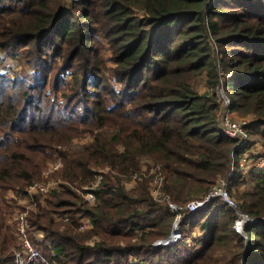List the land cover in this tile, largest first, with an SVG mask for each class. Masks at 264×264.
Instances as JSON below:
<instances>
[{
  "label": "trees",
  "instance_id": "1",
  "mask_svg": "<svg viewBox=\"0 0 264 264\" xmlns=\"http://www.w3.org/2000/svg\"><path fill=\"white\" fill-rule=\"evenodd\" d=\"M0 51L30 71L0 70V264H14L9 225L25 209L6 195L44 182L55 154L62 167L47 179L61 187L35 195L27 220L31 240L44 233L39 250L51 264H264V223L247 224L246 239L233 228L239 213L264 218V0H0ZM203 73L199 94L192 84ZM220 84L230 112L254 115L242 146L219 129ZM85 134L92 141L72 148ZM254 142L263 163L245 177L239 164ZM141 158L160 167L176 205L231 174L238 207L216 199L180 213L153 199L147 178L126 189ZM100 169L109 170L92 188Z\"/></svg>",
  "mask_w": 264,
  "mask_h": 264
},
{
  "label": "rangeland",
  "instance_id": "2",
  "mask_svg": "<svg viewBox=\"0 0 264 264\" xmlns=\"http://www.w3.org/2000/svg\"><path fill=\"white\" fill-rule=\"evenodd\" d=\"M65 1H66V5H68V1L69 0H65ZM102 42H103V44H104V46L106 48L105 51H104V59L106 60V64L108 66V69H111V68H113V64L109 60L110 57H111V51H110V48H109L108 44L105 41H103V40H102ZM0 70H3L6 73V75H4V76L12 77V78L17 77V76L27 77V75L30 74V71L27 72V68H26L25 64H23L19 59H12V57L7 56L2 51H0ZM218 72H219L220 75H222V72H220V69H218ZM64 79L67 82V86H66V89H67L73 83L72 82V78H71L70 75H65ZM207 79H208L207 74L203 73L202 76H199L198 78H196L194 80L192 86H193V88L195 89V91L197 93L204 94L205 92L208 91L207 90L208 89ZM215 93L218 96L219 105L220 104L222 105V110H223V102H225V101H227L229 99L227 91L225 90L224 86H222L220 84L215 89ZM226 112H227V114H229L230 118H232L234 121H239V122H242L244 120L245 121H247V120L250 121L251 119L254 118V115H247L245 117L244 116L242 117L236 112H230V110H228ZM222 115H223V113H220V115L218 117V123H219V119L221 118ZM250 139L253 140L252 138H249V140ZM91 141H92V137L90 135H86L85 134V135L79 136L75 140H73V142L71 144V147L72 148H74V147L80 148L81 146L89 144ZM262 146L263 145H261L259 142H257V143L254 142L253 145H250V147L248 149L249 152H245L244 155L242 156L244 159L241 160V162L239 164V167H240V169L244 170L245 177L248 176L250 171H252L254 168H256L257 166H260L263 163V161L261 159V156L263 155V147ZM139 164H140L139 167L141 168V170L138 173L134 174V175L128 176L124 180V185H125L126 189L130 190L133 187H135L137 182H138V180L140 178H147L149 180L148 189H149V192H150L151 196L153 197V199L155 201H157L159 203H163V200H159V197L162 196L161 189H163V180H164L163 174L161 173V171H159L160 167L157 164H154L153 161L148 160L146 158H141ZM61 167H62V165H61ZM108 170L109 169H106L104 171V170L100 169V170H98V173L103 174L105 172H108ZM42 176H44V172H43ZM230 176H231V174H230ZM101 178H102V175H100L99 179H101ZM232 179H233V177H232ZM95 180H97V179H95ZM56 181H58V182H54V186L50 190L51 192L54 191V190H59L60 187H61L62 181L61 180H56ZM44 182H42V183H44ZM94 182H93V184H94ZM28 189L30 191L29 186L27 187L26 192L24 194H17L14 191H8V193L6 195V200H11L12 203H13L12 206L13 205H16V206L19 205V207H24L25 208L24 211H20L19 209L16 210L13 213L12 216H15L16 214H21L22 215V213H23L24 216H27V220H28L29 213L32 210H35V208H36V205L34 203L35 202V198L33 197V195L30 197L29 192L27 194V190ZM37 191H39V189ZM39 194L45 195V194H42V192H39ZM39 194H37V195H39ZM43 199L44 198L41 199L42 205L44 204ZM87 199H88V201L91 204H94V200H93L92 196H90V197L87 196ZM30 200H32V201H30ZM192 200H193V198L188 200V202L192 201ZM20 202H22L23 204H20ZM166 206H167V202H166ZM236 207H238V203L237 202H236ZM245 216H246V214H245ZM65 217H67L68 220H64ZM86 218H87L86 216L83 217V219L87 220ZM53 219H54L55 222H61V221L67 222V221H69V215H67V214H62V215L61 214H55L53 216ZM181 220H182V217H181ZM233 228H234V231L236 232L235 223H234V227ZM9 229H10L9 232H10L11 236L13 237V239L15 241V244H16V246L12 249L13 252H14L17 249V246L19 245L18 244V239H17L16 234H15L16 226L14 224H12V225L10 224L9 225ZM198 230L199 229H196L193 232V234H192L193 237L195 236V234H196V232ZM237 234L243 239L247 238L245 231H243L242 235L239 234V232ZM28 235L30 236L29 231H28ZM32 236H34L32 242L35 243L36 247L41 248L39 243H41L44 240V233L40 234V233H34L33 232ZM178 236H179V233H178ZM194 240L195 239H193L192 242H191L192 243V245H191L192 247L191 248H193V244H194L193 241ZM49 241L47 242L48 245L50 244ZM88 242H89L88 245H92V244H94L96 242V239L92 238ZM246 249L247 248L244 247V253H246Z\"/></svg>",
  "mask_w": 264,
  "mask_h": 264
},
{
  "label": "built area",
  "instance_id": "3",
  "mask_svg": "<svg viewBox=\"0 0 264 264\" xmlns=\"http://www.w3.org/2000/svg\"><path fill=\"white\" fill-rule=\"evenodd\" d=\"M230 103L229 100L223 102V110L221 113L223 115L219 119V129L221 133L230 139H235V140H240L239 146H242L245 142H247V136H246V128L250 125V121H234L232 118H230L229 114H227L226 111H228ZM61 160L59 156L56 154L54 157V161L49 164L48 168L44 171V177H45V182L44 183H39V184H32L29 186V189L27 190V194L29 192L30 197L33 195V197L39 192H42V194H47L50 193L51 188L54 186V182H58L52 179H47L53 172L58 170L61 167ZM244 171L243 169H241ZM99 175H101L99 173ZM99 177L97 176V180H95L94 184L92 185V188H94L98 183H99ZM229 179H221L218 181L217 184L213 185L208 193L198 199V200H192L187 202L184 205H176L170 201H168V198L163 195L162 191L161 194L162 196L159 197V200H163V202H167V207L170 211H179L180 213L183 211H188V212H196L198 210L204 209L207 207L213 200L220 199L224 204H226L229 208L235 209L236 208V201L231 198L229 191H228V184H229ZM47 185V186H46ZM39 189V191H37ZM41 195V194H39ZM27 196V195H26ZM87 196L90 197L93 195L86 192L85 197L87 199ZM88 200V199H87ZM94 200V197H93ZM32 201V200H30ZM64 217V216H63ZM181 217L182 215L179 214L177 217V220L175 222L180 223L181 222ZM64 220H68L67 217L64 218ZM255 219H250L244 214H238V217L235 221V229L236 232L239 234H243L244 227L247 224H254ZM11 224H14L16 226V237L18 239V244L19 247L14 251V264H31L32 262L38 260L42 264H51L49 260L41 253L38 247L32 242L28 235V228L29 224L27 222V216H24L23 213L21 214H16L12 221ZM89 228V223L87 220L83 219L79 230L85 231ZM179 239L178 236V229L176 233L170 234L168 238V242L170 243H175Z\"/></svg>",
  "mask_w": 264,
  "mask_h": 264
},
{
  "label": "water",
  "instance_id": "4",
  "mask_svg": "<svg viewBox=\"0 0 264 264\" xmlns=\"http://www.w3.org/2000/svg\"><path fill=\"white\" fill-rule=\"evenodd\" d=\"M255 223H264V218H263V219H256V220H255ZM178 227H179V223L175 222V223L173 224V228H172L171 234L176 233Z\"/></svg>",
  "mask_w": 264,
  "mask_h": 264
},
{
  "label": "crops",
  "instance_id": "5",
  "mask_svg": "<svg viewBox=\"0 0 264 264\" xmlns=\"http://www.w3.org/2000/svg\"><path fill=\"white\" fill-rule=\"evenodd\" d=\"M260 154H261V153H260ZM55 155H56V154H55ZM55 155H54V157H55ZM20 204H23V203L20 202ZM13 217H14V216H13ZM13 217H12V219H13ZM12 219H11V221H12ZM10 224H11V222H10ZM11 225H12V224H11ZM38 233L43 234V232H38ZM200 235H201V231L198 230V231L196 232L195 236H194V237L192 236V237L190 238V240H188V244L191 246V245H192V243H191L192 240H193V239H196V238L199 237Z\"/></svg>",
  "mask_w": 264,
  "mask_h": 264
}]
</instances>
